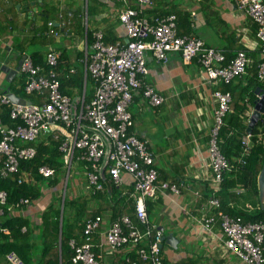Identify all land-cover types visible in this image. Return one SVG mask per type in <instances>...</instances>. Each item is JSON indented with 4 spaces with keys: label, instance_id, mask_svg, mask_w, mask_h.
<instances>
[{
    "label": "crops",
    "instance_id": "0c3cea01",
    "mask_svg": "<svg viewBox=\"0 0 264 264\" xmlns=\"http://www.w3.org/2000/svg\"><path fill=\"white\" fill-rule=\"evenodd\" d=\"M91 1L93 2L92 13L88 14L86 25L85 1L0 0V115L4 107L1 104V98L7 94V90L10 94L20 98L22 85L26 82V78H23L20 72L25 58L34 54L46 58L50 48L62 55L60 70L63 71L64 90L68 92L66 95L72 98L73 105L74 98L81 95L80 104L73 109L74 112L81 109L83 96L86 102L93 98L95 84L92 79L85 80V67L82 63L88 32L93 35L96 30H101L105 33L106 41L110 43H127L128 38L118 17L121 2L118 0L112 3H105L102 0H99L100 2ZM132 5L134 8L137 7L135 4ZM87 6L89 13L90 0ZM170 14L177 15L179 35L200 38L208 46L225 51L229 60L239 51L247 53L252 63L244 77L231 83L233 87L240 83L245 86L248 80L256 79L257 66L262 59L260 42L257 38L258 25L253 19L247 17L234 1L154 0L152 7L146 11L149 17L156 15L165 17ZM50 21H53L55 28L61 32L58 38L49 34L48 23ZM63 22L64 27L61 26ZM32 48L33 51L28 53V50ZM89 48L92 51L91 45ZM146 59L150 70L146 82L166 99L162 106H165V110L168 109L164 120L165 126L170 129V134H166L165 139L156 138L155 126L162 123V120L160 121L155 116V119L150 116V123L143 121L144 129H138V119L132 111L133 106L138 104L140 113L150 109H155L156 113H159L161 111L159 108L162 107H151L141 94L135 95L130 107L134 119L131 133L141 139L151 141L150 138H152L157 141L159 154L156 156L154 153V156L159 173L158 181L175 184L180 190L179 194L171 192L158 194L155 199L149 198L146 201L150 222L152 223L151 215L154 211L157 212V222L152 224L159 229L163 228L161 231L164 236L173 234L178 241L176 248L163 242L165 264H244L225 246L226 237L223 233L220 213L239 217L244 222H252L246 220L242 213L252 216L264 212L260 196L258 194L254 197L257 205H248L249 201H245V195L250 194L252 190L237 184L234 188L224 191L225 178L228 181L238 178L235 166L230 172L224 174V182L220 186L214 183V175L207 166L209 139L217 108L214 93L223 92L227 85L222 82L218 84L208 82L202 66L197 61L185 65L179 54L173 55L168 65L158 63L150 52H146ZM76 63H79L78 67ZM2 64H9L18 72V75L9 78L10 82L7 75L1 71ZM70 70L75 72L71 73ZM236 91L240 89L235 90L234 88L235 93ZM256 97L257 101L258 96ZM235 99L240 100L237 93L233 100ZM245 102L250 105V108L245 114L239 115V119L247 126L241 142L248 134V114L254 111V105L251 106L248 97ZM242 103L240 102L243 106ZM143 120H147V117ZM49 135H52L55 141L61 142L60 138H56L59 135L62 136L60 129H55ZM250 153L251 151L248 156ZM241 155L242 153L239 158ZM161 158L162 160L166 158L167 170L159 165ZM239 158L234 160L233 165H240ZM103 163L108 165V158H105ZM73 165L77 166V171L73 166V174L70 175L73 178V188L70 192L68 191L70 199H76L75 201L81 205L88 204L85 222L88 218L101 217L103 219L101 228L92 241L96 245L95 251L103 255V264H121L126 258L125 252L120 251L114 256L107 255L105 233L112 222L121 215L132 216L134 214L133 178L123 173L122 183L115 187V192H112V183L110 184L109 178L103 177L106 191L97 197L88 189V180L83 168L77 162ZM64 171L66 172L65 166ZM56 177L58 176L55 175L51 180L54 181ZM24 178L31 180L28 182L30 184L36 183V179L30 172L25 171ZM45 184L41 185L44 197L42 201L17 211L22 214L21 216L29 218L32 224L40 219L50 202L52 204L62 197L63 204L66 194L68 195L66 190L68 184L65 186L64 180L62 188V178L57 186L49 184V180ZM212 197L220 201L219 208L207 206ZM224 203L228 205L227 208L229 207L231 212H225L222 209ZM114 212L120 215L114 218ZM55 213L56 211L50 212V219L53 221H55ZM203 218L214 219L210 231L202 228L200 222ZM60 219V227H62V212ZM23 231L25 232L26 228H23ZM35 234H39V231L35 230ZM32 244L39 249L42 242L37 241Z\"/></svg>",
    "mask_w": 264,
    "mask_h": 264
},
{
    "label": "built area",
    "instance_id": "2783aa9c",
    "mask_svg": "<svg viewBox=\"0 0 264 264\" xmlns=\"http://www.w3.org/2000/svg\"><path fill=\"white\" fill-rule=\"evenodd\" d=\"M81 1H85L88 16V0ZM102 1L112 3L114 0ZM118 1L122 3L118 17L129 42H107L105 33L96 30L92 35L90 51L86 40L85 56L82 59L84 78L86 81L92 79L95 94L89 102L83 96L81 109L74 112L72 98L61 91L63 71L59 69L61 54L58 51L50 48L43 66L35 65L31 57L25 58L20 70L26 76L24 90L27 95L37 96L42 103H14L7 95L2 96L1 104L9 108L10 118L16 125L6 126L0 119V178L8 179L22 174L18 179L19 184L31 181L24 178L25 171H21L20 163L33 160L37 150L31 146L22 147L21 144L34 143L41 134L60 129L63 136L60 150L65 153L67 173L65 186L72 173L74 160L85 163L88 189L95 195L106 191L100 178L104 166L115 187L122 183L123 173L133 178L134 214H123L112 222L105 233L106 254L114 256L123 251L126 264H164V235L150 222L146 201L149 198L155 199L158 194H179L180 190L175 184L158 181L159 173L150 142L131 133L134 119L130 107L135 95L141 94L154 108H159L166 100L146 82L150 72L146 52H150L162 65H168L176 54L182 57L185 65L197 61L207 81L212 84L222 82L230 85L244 77L252 60L244 51L237 52L229 60L225 51L208 46L202 39L179 35L175 14L165 17L147 16L146 11L152 7L154 0ZM232 1L258 25L257 38L262 59L257 66L256 79L264 84V0ZM132 4L137 7L134 8ZM61 26L64 27L65 23ZM48 28L52 37L58 38L61 35L53 21L48 23ZM214 97L217 108L209 139L207 166L214 175V183L220 186L224 182V174L234 168L223 155L219 138L225 117L230 111L232 95L216 91ZM252 113L248 114V122ZM251 148L252 135L247 134L242 140V155L238 163L245 162ZM105 158H108V165L103 163ZM38 174L45 179H52L56 170L43 166L39 168ZM30 203L29 199H21L10 206L7 193L1 191L0 233H9L2 226L6 211L12 214ZM207 206L219 208L220 201L212 197ZM220 216L226 248L244 264H264V221L244 222L239 217L223 213ZM213 222V218H203L200 224L205 231H210ZM102 223L101 217L88 218L84 225L86 242L80 245L76 240H71L70 245L75 251L72 259L74 264H103V255L95 251L96 245L92 242V236L99 232ZM133 254L137 260L133 259ZM5 261L7 264H25L14 251L5 256Z\"/></svg>",
    "mask_w": 264,
    "mask_h": 264
},
{
    "label": "trees",
    "instance_id": "16d2710c",
    "mask_svg": "<svg viewBox=\"0 0 264 264\" xmlns=\"http://www.w3.org/2000/svg\"><path fill=\"white\" fill-rule=\"evenodd\" d=\"M97 1L100 2L99 0ZM88 14L90 15V8ZM91 42L92 35L88 32V44L91 45ZM31 58L35 65L43 66L45 64V57L42 55L34 54ZM61 61L62 55L59 69L62 68ZM22 76L23 78H26L25 75L22 74ZM242 84L243 83H240V85H234V87L233 84L227 85L225 90H223V92H228L232 95V102L230 105V111H232H229L225 117L224 126L222 127L219 135V138L223 137V140L220 138V147L223 155L232 164L235 163L234 160L239 158L242 153L241 138L244 135L247 126H245L244 122L239 119V115L245 114L250 108V105L245 102V99L248 97L252 104L251 106H253L257 99L255 95L256 89L264 88V84L259 83L257 79L248 80L245 86ZM64 86V79H61V91L62 93L67 94L68 92L64 90ZM24 87L25 83L21 88V99L31 103H42L37 96L27 95ZM234 88L235 90H237V88L240 89V91H236L240 100H233L234 95L236 94L234 92ZM9 111V108L4 106L0 119L6 126L14 127L16 123L11 120ZM263 135L264 115L253 129V142L250 155L245 158V162L240 165H234L237 169L236 174H238V178L232 181H228V179L225 178L226 182L224 184V191L234 188L237 184L244 186L246 189L252 190L249 195L250 198L252 197L251 201L253 203L256 202L254 197L259 194L257 180L264 165V143L260 142V137ZM59 138L62 140L63 136L59 135ZM1 139L2 137L0 135V141ZM21 145L22 147H35L37 150V155L33 160L23 161L20 163L21 171L30 172L34 176V179H36V183L19 184L18 179L22 174L13 175L8 179L0 178V192L5 191L7 193L8 204L10 206L17 204L21 199H29L31 201L30 205H36L37 202L42 201L44 198L41 185H46V181L49 180V184L57 186L62 178L63 188V179L66 175V172L64 171L65 153L60 151L61 142L55 141L52 135L43 133L34 143ZM78 164H80L81 168H83L85 172V163L79 162ZM43 166L55 169L56 176L58 177H56L54 181L43 178V176L38 174L39 168ZM108 175L109 173L107 172V169L103 168L100 174L101 181L106 187L105 179H103V177L109 178L110 184L112 183L113 185H111L112 192H115L116 188ZM100 194L102 193H98L95 196L98 197ZM75 200L69 199L66 194V198L64 200V211L62 214V227H60L62 197H60L58 201L52 202V204L50 202L49 207L44 209L43 214L40 219L35 222V224H32L29 218L21 216L22 214L20 212L17 213L16 211L10 214L9 211H6L2 226L7 228L9 233L7 235L0 233V264H7L5 256L12 251L16 252L24 260L25 264H74L72 259L75 256V251L72 249L70 242L71 240H76L77 244L80 245L86 242V236L84 235V222L88 214L86 209L88 204L84 203L81 205V203H78L76 202L77 200ZM79 204L81 205V208L78 209ZM227 206L228 205H225V203L222 205V209L225 212H229L231 210L229 207L227 208ZM25 207L28 206H23L22 209ZM51 211H56L54 214L55 221L50 219ZM119 215V213H113L114 218H117ZM242 215L246 220H250L252 222L264 221V212H259V214L257 213L252 216L245 215L243 213ZM23 228H26L25 232L23 231ZM35 230L39 231V234L36 235ZM92 237L94 240L95 236ZM37 241L42 242V245L40 246L41 248L39 249L32 244ZM132 256L134 260H137V256L135 254ZM163 261L165 264L164 255ZM121 264H126L125 260H123Z\"/></svg>",
    "mask_w": 264,
    "mask_h": 264
},
{
    "label": "rangeland",
    "instance_id": "374dc122",
    "mask_svg": "<svg viewBox=\"0 0 264 264\" xmlns=\"http://www.w3.org/2000/svg\"><path fill=\"white\" fill-rule=\"evenodd\" d=\"M68 1V0H67ZM71 1H76V0H71ZM92 7H93V2L90 0V12L92 13ZM86 19H87V21H88V16H87V14L85 13V21H86ZM40 24V23H39ZM91 25V24H90ZM93 25V24H92ZM91 25V26H92ZM77 41H78V39H77ZM81 43H82V46H84V43L81 41ZM33 51V48L32 49H30V50H28V53H31ZM79 66V63H76V67H78ZM75 100V102H74V105H73V109L76 107V106H78V104H80V100H81V95H79V96H76L75 98H74ZM159 110H161L159 113H156V110L155 109H150V110H147V111H145L144 113H140L139 112V106H138V104H136L135 106H133V108H132V111L134 112V114L136 115V117H137V119H138V129H144L143 128V121L144 122H149L150 123V116H151V118H154L155 119V117L156 118H158V119H160V121L162 120V123H160V124H156V121H155V124H156V126H155V129H156V138L157 137H160L161 139H165V137H166V134H170V129L169 128H167L166 126H165V120H164V118L166 117L165 115L168 113V109H166L165 110V106H162L161 108H159ZM158 111V110H157ZM162 112H163V114H162ZM155 116V117H154ZM158 116V117H157ZM159 116H160V118H159ZM147 117V120H143V119H145ZM176 120H177V118H176ZM177 122V121H176ZM150 138V137H149ZM221 138V140H223V137H220ZM261 138V140H260V142H263L264 143V135L263 136H261L260 137ZM150 140L151 141H149L150 142V144H151V147H152V150H153V152L155 153V155L157 156L158 154H159V150H158V148H157V141L155 140L154 141V139H152V138H150ZM165 160H166V158H164V160H162V158L159 160V165L161 166V167H163L164 169H166L167 167L165 166ZM76 168V171H77V166L75 165L74 166V169ZM167 170V169H166ZM72 174H73V171H72ZM72 181H73V178H72V176L70 177V179H69V181H68V185H67V192L69 191L70 192V190L73 188V183H72ZM69 192H68V198L70 199V196H69ZM252 196V195H251ZM252 198V197H251ZM251 198H250V195L249 194H247V195H245V201H249L248 202V205H257L256 203H253L252 201H251ZM243 201V200H242ZM62 206V205H61ZM79 208H81V205L79 204V206H78V209ZM151 221H152V223H155V222H157V212H155L154 211V213L151 215ZM166 232H168V230L166 231Z\"/></svg>",
    "mask_w": 264,
    "mask_h": 264
},
{
    "label": "water",
    "instance_id": "95a60500",
    "mask_svg": "<svg viewBox=\"0 0 264 264\" xmlns=\"http://www.w3.org/2000/svg\"><path fill=\"white\" fill-rule=\"evenodd\" d=\"M129 40L127 39V43ZM1 71L7 75V79L10 82V77L18 75L17 70L12 69L9 64H2ZM7 95L14 103H21L24 102L22 99L16 97L13 94L9 93V90L6 92ZM256 95L258 96V100L254 103V111L252 113V116L250 118V123L248 125L247 133L252 134L253 129L255 126L259 123V121L262 119V116L264 115V89L257 88L256 89ZM31 104V102H29ZM258 189H259V196L262 206H264V165L263 168L258 176ZM64 211V202L62 204V214ZM160 230L163 231V228H160ZM163 242L169 243L172 247L176 248L177 240L173 234H169L168 236L163 237Z\"/></svg>",
    "mask_w": 264,
    "mask_h": 264
},
{
    "label": "clouds",
    "instance_id": "9594fccd",
    "mask_svg": "<svg viewBox=\"0 0 264 264\" xmlns=\"http://www.w3.org/2000/svg\"><path fill=\"white\" fill-rule=\"evenodd\" d=\"M161 107V106H160ZM252 116V115H251ZM251 118V117H250ZM250 123V122H249ZM249 123H248V125H249ZM250 135H252V140H253V133L252 134H250Z\"/></svg>",
    "mask_w": 264,
    "mask_h": 264
}]
</instances>
